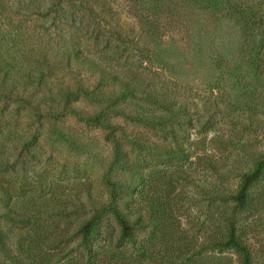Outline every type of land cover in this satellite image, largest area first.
<instances>
[{
    "label": "rangeland",
    "instance_id": "obj_1",
    "mask_svg": "<svg viewBox=\"0 0 264 264\" xmlns=\"http://www.w3.org/2000/svg\"><path fill=\"white\" fill-rule=\"evenodd\" d=\"M263 159L264 0H0V264H81L108 179L139 222L133 264H239L202 248L231 217L264 264V174L233 201Z\"/></svg>",
    "mask_w": 264,
    "mask_h": 264
},
{
    "label": "trees",
    "instance_id": "obj_2",
    "mask_svg": "<svg viewBox=\"0 0 264 264\" xmlns=\"http://www.w3.org/2000/svg\"><path fill=\"white\" fill-rule=\"evenodd\" d=\"M196 1L203 2L204 0ZM206 2L209 5L218 7V5L221 3V0H206ZM150 100L155 105L167 108V102L164 99L152 97L150 98ZM102 119L103 113H99L98 115L90 119V122L96 125H101ZM157 119L158 118L154 115L146 116L144 114H139L131 118L133 122L148 126L155 125V121ZM114 152L115 163L117 164L122 157V150L119 146H116L114 148ZM127 170L129 172L131 171L130 168ZM263 174L264 159L258 162L255 170L252 173L246 174L242 177L240 188L237 191L236 195L233 197V201L236 202V207L238 209H244L247 207L249 191L251 187L262 178ZM106 183L110 188L109 203L107 205H103L102 207L95 208L91 217L87 219L78 230V246L83 250V252H86V255L83 253L81 254V264H85L86 256L89 257L88 263L92 258L94 264H97V260H99V264L107 263L108 260H120L122 262L127 261L133 264V262L135 261H133L132 257L126 255V252L122 250V245L129 242L133 245L134 250L138 252L141 250L137 249V245L139 244L135 232L139 227V222L137 220H132L119 208V204H122V202L124 203V200L122 199V193L118 185L110 179L106 180ZM107 217H112L114 221L119 225V235L117 236L115 241V235L113 232H111V234L108 235V238L105 239L104 244L97 248L96 244H93L91 241L93 240V238L100 236V233H98L99 225L101 221ZM5 238L7 237H5L4 234L0 233V245L4 244ZM202 248L204 251H209V253L212 254L233 251L238 256L239 264H253L252 254L249 248L242 242V240L238 236L237 222L232 217L227 220L226 233L217 237L208 238L202 245ZM144 249L145 248L143 247L142 250ZM62 250H65V247ZM179 254L188 255L189 252L180 251Z\"/></svg>",
    "mask_w": 264,
    "mask_h": 264
}]
</instances>
